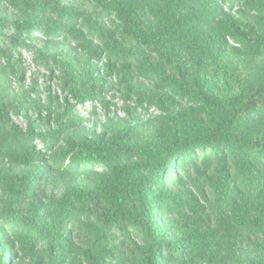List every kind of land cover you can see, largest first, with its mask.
I'll return each instance as SVG.
<instances>
[{
	"label": "trees",
	"instance_id": "obj_1",
	"mask_svg": "<svg viewBox=\"0 0 264 264\" xmlns=\"http://www.w3.org/2000/svg\"><path fill=\"white\" fill-rule=\"evenodd\" d=\"M83 2L91 22L62 0H0L4 47L36 44L77 103L106 109L104 55L155 114L143 135L106 114L92 130L66 104L43 120L55 131L23 133L11 114L30 103L0 70V264H264V0Z\"/></svg>",
	"mask_w": 264,
	"mask_h": 264
},
{
	"label": "rangeland",
	"instance_id": "obj_2",
	"mask_svg": "<svg viewBox=\"0 0 264 264\" xmlns=\"http://www.w3.org/2000/svg\"><path fill=\"white\" fill-rule=\"evenodd\" d=\"M62 1L64 4L68 3L79 10L81 15L90 22L93 21L94 10L83 0ZM11 35V27L0 34V70L2 76L4 70V87L7 89L8 99L12 100L14 105L22 102L30 103L29 110H25L20 106L16 114H11L12 122L23 133H26L28 129L35 134L40 132L47 134L52 130L55 131L57 125H54L52 119L49 124H46L43 120L49 113L64 116L66 120L63 113L68 105L72 107L70 111L75 122H79L81 127L94 130L95 126H99L101 122H104L106 114L108 119L114 122H116V119H121L130 123L131 126H138L137 133L139 135L147 132L145 123L149 117L155 114L154 108L146 106L145 103L138 104L137 99L132 95L127 96L128 91L118 82L115 74L105 76L102 73L104 55H100L98 60L90 64V67L94 70L93 79H97L94 86L101 88L100 97L107 104L106 109L97 101L77 103L65 86L66 77L57 65L53 66L51 62L47 61V58L40 59V56L36 57L35 50H39L36 44L28 49L15 50L11 55L4 47L5 42L9 41ZM37 36L39 35L37 34ZM58 50V54L67 53V58L74 60L72 50L65 47H60ZM3 52H5L4 55H2ZM45 54L47 53L41 55L46 56ZM48 54L51 55L54 52ZM77 57L83 62L87 59V54L81 53ZM17 107L19 106L16 105ZM34 144V147L38 150L42 147V143L39 141H35ZM98 170H101V168ZM49 190L51 189L49 188ZM54 190L57 191L58 189L55 188Z\"/></svg>",
	"mask_w": 264,
	"mask_h": 264
}]
</instances>
